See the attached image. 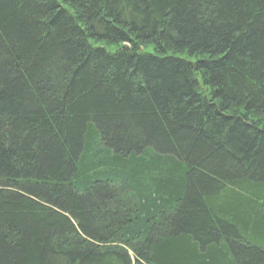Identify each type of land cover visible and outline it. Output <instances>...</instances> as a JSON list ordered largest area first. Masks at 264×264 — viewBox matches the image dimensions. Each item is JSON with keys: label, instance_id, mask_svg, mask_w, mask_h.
I'll use <instances>...</instances> for the list:
<instances>
[{"label": "trees", "instance_id": "obj_1", "mask_svg": "<svg viewBox=\"0 0 264 264\" xmlns=\"http://www.w3.org/2000/svg\"><path fill=\"white\" fill-rule=\"evenodd\" d=\"M0 264H264V0H0Z\"/></svg>", "mask_w": 264, "mask_h": 264}, {"label": "rangeland", "instance_id": "obj_2", "mask_svg": "<svg viewBox=\"0 0 264 264\" xmlns=\"http://www.w3.org/2000/svg\"><path fill=\"white\" fill-rule=\"evenodd\" d=\"M103 46V45H102ZM107 48L109 49V50H113V49H115V47H108L107 46ZM147 51L148 52H152V49L151 48H147ZM180 57H185V58H190V60H195L197 57H186L184 54H180Z\"/></svg>", "mask_w": 264, "mask_h": 264}]
</instances>
